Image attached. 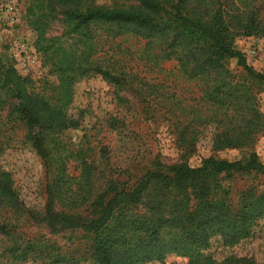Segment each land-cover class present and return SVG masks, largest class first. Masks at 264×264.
Masks as SVG:
<instances>
[{
    "label": "trees",
    "instance_id": "16d2710c",
    "mask_svg": "<svg viewBox=\"0 0 264 264\" xmlns=\"http://www.w3.org/2000/svg\"><path fill=\"white\" fill-rule=\"evenodd\" d=\"M122 1L109 7L88 0H30L27 21L37 33L36 59L47 73L33 92L13 66L0 69V104L6 102L3 96L11 99L9 117L27 127L28 139L36 129L53 134L77 129L87 110L76 105V87L100 76L118 105L133 101L146 117L153 107L164 110L154 114L175 138L182 161H154L153 169L125 178L114 175L106 156L94 160L87 145L75 153L79 172L72 177L63 159L53 157L41 213L26 208L10 174L0 170V258L74 264L45 236L27 239L21 232L29 222H41L51 235L82 232L90 264H145L168 255L189 264H264V257L260 263L232 255L219 261L207 253L213 238L237 246L264 220V192L243 190L232 207L220 180L250 173L264 178V164L251 150L264 130V113L249 82L264 88V75L248 67L234 46L238 36L264 34V0ZM57 15L63 32L47 38ZM140 63L156 76L172 72V81L190 92L175 97L162 81L148 83ZM167 63H173L169 71ZM241 73L246 77L238 80ZM116 122L108 119L109 127ZM209 127L212 151L248 152L232 162L208 156L191 167L187 161L195 143ZM40 152L46 159L53 156L51 149Z\"/></svg>",
    "mask_w": 264,
    "mask_h": 264
},
{
    "label": "rangeland",
    "instance_id": "374dc122",
    "mask_svg": "<svg viewBox=\"0 0 264 264\" xmlns=\"http://www.w3.org/2000/svg\"><path fill=\"white\" fill-rule=\"evenodd\" d=\"M15 1L19 10L18 23L13 27L0 23V69L13 66L20 77L25 79L27 90L37 92L43 86L47 69L43 67L40 57L35 64L28 66L18 55L17 47L20 41L25 40L29 47L35 49L37 33L27 21L26 15L30 0ZM88 1L95 5L109 7L123 5L122 0ZM63 29L61 17L57 15L50 22L45 37H60ZM234 46L243 54L248 67L254 72L264 75V34L258 37L238 36L234 40ZM172 66L173 63L165 64L168 71ZM138 67L142 73L141 76H144L148 83L156 84L162 81L167 88L164 89L166 93L183 98L184 95H187L186 93L190 92L185 85H177L179 81H172V72L169 73V76H156L142 67L141 63ZM230 67L234 71L237 70L234 63H231ZM244 77L246 76L241 73L237 79L243 80ZM249 82L254 88L258 107L264 113V88ZM145 93L148 94L149 91ZM76 95V105L87 110L77 129L62 131L58 134L36 129L29 139L27 127L9 117L13 102L9 97L3 96L6 102L0 104V170L10 174L13 187L26 208L42 212L47 197V186L53 177L51 169L53 157H61L67 168V173L76 177L79 170L75 153L79 148L87 145L93 149L91 157L94 160L106 156L110 164L108 168L114 171V175H124L125 178L129 175L131 177L140 175L146 168L153 169L150 164L154 161L162 165L182 161V151L176 146L175 138L171 135L164 120L154 114L157 111L163 113L164 110H161L160 107L151 108V112H153L151 114L155 116L150 118L151 114L146 117L141 111L142 108L137 107L133 101L128 107L118 105L111 87L100 76H92L79 83L76 87ZM111 117L117 121L116 127L113 129L108 124V119ZM213 130L212 127L207 128L196 141L193 155L187 161L191 167L199 166L201 160L208 156L232 162L240 160L248 152V150L238 149L212 151ZM49 149L53 156L46 159L40 151ZM251 150L264 164V130L256 135ZM220 180L222 191L227 195L232 207L237 206L239 193L243 190L253 189L257 192H264V178L255 173L232 174L220 177ZM22 228L21 232L27 239L43 235L50 242L56 243L62 251L69 253L74 258V264H90L86 250L87 239L82 232L51 235L41 222H29ZM207 253L219 261L232 255L253 258L260 263L264 257V220L259 223L251 238L237 246L228 248L222 245L220 238H213ZM0 264L21 263L0 258ZM26 264H40V261L30 259ZM145 264L189 263L184 257L168 255L163 261Z\"/></svg>",
    "mask_w": 264,
    "mask_h": 264
},
{
    "label": "built area",
    "instance_id": "2783aa9c",
    "mask_svg": "<svg viewBox=\"0 0 264 264\" xmlns=\"http://www.w3.org/2000/svg\"><path fill=\"white\" fill-rule=\"evenodd\" d=\"M19 21V10L15 0H0V23L13 27ZM19 56L23 58L24 64L31 66L37 61L35 51L23 40L17 47Z\"/></svg>",
    "mask_w": 264,
    "mask_h": 264
}]
</instances>
